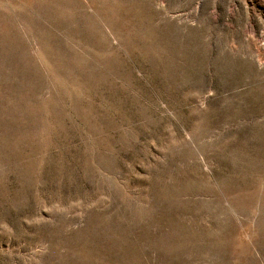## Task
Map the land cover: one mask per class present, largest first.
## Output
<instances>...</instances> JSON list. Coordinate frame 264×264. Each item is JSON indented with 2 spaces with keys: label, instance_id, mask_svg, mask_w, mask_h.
Segmentation results:
<instances>
[{
  "label": "rangeland",
  "instance_id": "1",
  "mask_svg": "<svg viewBox=\"0 0 264 264\" xmlns=\"http://www.w3.org/2000/svg\"><path fill=\"white\" fill-rule=\"evenodd\" d=\"M0 264H264V0H0Z\"/></svg>",
  "mask_w": 264,
  "mask_h": 264
}]
</instances>
